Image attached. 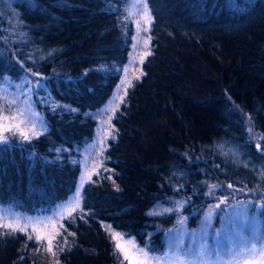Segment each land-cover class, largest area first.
<instances>
[{"label":"trees","instance_id":"obj_1","mask_svg":"<svg viewBox=\"0 0 264 264\" xmlns=\"http://www.w3.org/2000/svg\"><path fill=\"white\" fill-rule=\"evenodd\" d=\"M127 2L0 0V87L20 100L34 88L45 122L24 140L0 100V204L47 214L73 193L80 153L130 53ZM147 2L151 54L113 114L81 210L62 221L51 252L0 231V264H126L108 225L161 254L176 217L147 211L169 199L185 203L188 226L219 197L258 201L264 239V0Z\"/></svg>","mask_w":264,"mask_h":264},{"label":"rangeland","instance_id":"obj_2","mask_svg":"<svg viewBox=\"0 0 264 264\" xmlns=\"http://www.w3.org/2000/svg\"><path fill=\"white\" fill-rule=\"evenodd\" d=\"M142 12V5L136 3V0H128L124 6L122 20L128 24L131 23L134 32L130 53L119 70L116 83L109 98L98 110L94 136L84 148L83 153H80L79 175L73 193L47 214L30 215L14 210L9 205L0 204V225H15L19 223L20 226H24L27 224L25 231H13L3 226H0V231L31 236V239L37 243L39 252L45 253L46 247L48 246L49 248V242H51L52 246L55 244L61 229V223L65 218L69 217V212L71 211L70 208H66V205L74 197L76 188L81 183L82 175L84 176V187L103 161L106 144L111 136L107 135V132L112 131V123L111 121L110 124L102 122L107 121L109 116L113 118V112L106 111V109L115 104H119L120 107L122 103L117 100V94L125 97V92L127 93L129 85L136 81L137 77L141 76V65L147 57L144 53L150 51L151 44V41L148 40L151 25L148 26L149 30L145 32L144 28L146 25L141 15ZM141 58H143L142 63ZM125 68H127V71H125ZM34 92L35 89L33 88L29 97L26 96L20 100L19 96L6 93L0 87V100L12 107L11 112H14V116H17L20 111L24 112V116H17V119H11L10 123L9 121L4 122L10 129L18 131L20 136H22L21 133H24L34 138L37 136L33 134L34 132L41 134L45 128L41 113L33 107L32 97ZM12 100H15V104H9V101ZM21 120H25V122L21 124ZM5 130L7 129L0 127V135L3 136ZM101 139H104V145H101ZM5 142L6 140L0 142V144ZM101 152L102 155L100 154ZM89 176L91 177L90 179L88 178ZM82 190L83 188L81 192ZM262 197L264 202V195ZM238 198H240L239 195H235L233 202H230V198H228L224 203H221L223 199L219 197V199L210 202L207 205V210L201 213L199 218H197V222L192 226H188L187 217L182 215V209L185 206L182 200L169 199L165 204H155L147 211L149 217L155 218L169 215H175L176 217L171 226L163 228V252L161 254H149L136 243V248L126 246L125 252H119L126 264H177V258L184 260L186 264H224L232 257L243 253L252 243L264 246L261 223L257 212L262 205L258 201L254 203L252 200L237 201ZM217 204H220L219 208L215 207ZM250 204L251 207L253 204L256 206L255 210L251 211ZM257 205L260 206L258 207ZM79 209L81 210V201L80 207L71 212V215L77 213ZM166 209H171L172 211H166ZM208 213H211L210 218ZM181 218H183V223L179 222ZM111 230L114 231L112 228ZM37 235L41 237V240L38 241L36 239ZM123 238L124 240H133L124 236ZM137 248L144 249L147 252V258L138 252ZM239 264H251V262L242 259ZM256 264H259V261Z\"/></svg>","mask_w":264,"mask_h":264},{"label":"snow or ice","instance_id":"obj_3","mask_svg":"<svg viewBox=\"0 0 264 264\" xmlns=\"http://www.w3.org/2000/svg\"><path fill=\"white\" fill-rule=\"evenodd\" d=\"M136 3H139L142 5L143 8V12H142V18L144 19L145 25L146 27L144 28V31L147 32L149 30V27L151 25L152 22V15H151V10L149 8L148 2L147 0H136ZM131 15V13H130ZM139 23V22H137ZM148 40H151V37H148ZM147 43V42H146ZM150 51L145 52L144 55H150ZM143 62V58H141V63ZM26 71H30L27 70ZM125 71H127V68H125ZM33 75H37V73H32ZM139 77H137L138 79ZM37 86H42L40 81H37ZM130 86V85H129ZM119 87V86H118ZM126 95V92H125ZM117 100L119 101V103H123L124 102V97L123 96H119L117 94ZM9 104H15V100L9 101ZM119 104H115L114 106H110L108 109H106V111H112L113 114L115 113V111L118 109ZM72 111H77L76 109H72ZM17 116H24V112L20 111ZM17 116H13L11 117V119L15 120L17 119ZM112 117L109 116L107 121H103L102 123H109L111 121ZM26 120V118H25ZM25 120H21L20 123L23 124L25 122ZM34 128V125H33ZM251 131V129H250ZM33 134L35 135H39V133L34 132ZM22 138L24 140H29L31 137L29 135H26L24 133H21ZM107 135H111V132H107ZM113 139H115V137H112ZM6 140V137L0 135V142H4ZM101 145H104V139H101L100 141ZM258 150H260V145H257ZM102 155V152L100 153ZM89 179L91 178L90 176L88 177ZM83 184H84V176L82 175L81 177V183L77 186L76 191L74 193V197L70 199V201L67 203L66 208H70L71 211L69 212V217L71 216V212H74L77 208L80 207V201L82 200V192L81 189L83 188ZM216 185H209L210 189L215 188ZM229 187L231 188L232 185H229ZM211 194V193H209ZM221 203H224V200H221ZM258 207L260 205H257ZM178 207H180V205H178ZM215 207L219 208L220 204H217ZM166 211H172L171 209H166ZM211 213H208V217L210 218ZM180 223H183V218H181V220L179 221ZM6 228H10L13 231L19 230V231H25L27 224H25L24 226H20L19 223H16L15 225L13 224H4V225H0ZM62 227V226H61ZM108 230L110 231V234L112 236V240L115 243V247L118 251L120 252H125L126 250V246H131L133 248H136L135 245V241L134 240H124L123 238V234L122 233H118L115 231L111 230V226H107ZM69 235H72V233H69ZM31 239V236L29 237ZM36 239L39 241L41 240V237L39 235H37ZM63 250V249H61ZM138 252L142 253L144 255V257L147 258V252H145L144 249H136ZM48 251L51 252L52 251V246H51V242H49V248ZM247 260L250 261L251 264H256L257 261H259V264H264V246H259L258 243H252L250 247L246 248L243 253L238 254L234 257H232L229 261L224 262V264H239L240 260ZM177 264H186V262L180 258H177Z\"/></svg>","mask_w":264,"mask_h":264}]
</instances>
